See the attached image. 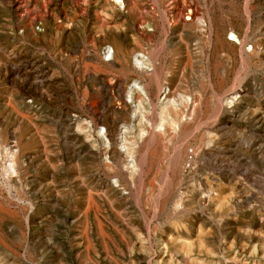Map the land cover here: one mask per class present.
Returning <instances> with one entry per match:
<instances>
[{"label":"rangeland","instance_id":"374dc122","mask_svg":"<svg viewBox=\"0 0 264 264\" xmlns=\"http://www.w3.org/2000/svg\"><path fill=\"white\" fill-rule=\"evenodd\" d=\"M0 264H264V0H0Z\"/></svg>","mask_w":264,"mask_h":264},{"label":"built area","instance_id":"2783aa9c","mask_svg":"<svg viewBox=\"0 0 264 264\" xmlns=\"http://www.w3.org/2000/svg\"><path fill=\"white\" fill-rule=\"evenodd\" d=\"M62 23V20H60ZM46 26L44 25L43 21H39L35 23L34 31L36 34H44L46 33Z\"/></svg>","mask_w":264,"mask_h":264},{"label":"bare ground","instance_id":"6f19581e","mask_svg":"<svg viewBox=\"0 0 264 264\" xmlns=\"http://www.w3.org/2000/svg\"><path fill=\"white\" fill-rule=\"evenodd\" d=\"M117 1H121V0H117ZM203 26H204V25H203ZM203 26H202V27H203ZM200 27H201V26H200ZM202 30H204V29H202ZM237 38H238V37H237ZM131 91H132V90H131ZM131 91H130V92H131ZM200 102H201V101H200ZM140 151H141V150H140ZM180 153H181V151H180ZM178 155H180V154H178ZM180 159H181V158H180ZM177 160H178V159H177ZM174 165H175V164H173V166H174ZM181 173H182V172H181ZM181 173H180V174H181ZM259 225H260V224H259ZM259 227H260V226H259ZM260 231H261V230H260ZM262 235H263V234H262ZM254 236H255V235H254ZM198 238H199V237H198ZM201 241H202V240H201ZM184 242H185V241H184ZM198 242H199V241H198ZM251 245H252V244H251ZM171 247H172V246H171ZM204 247H205V246H204ZM188 248H189V247H188ZM190 249H191V248H190ZM176 252H177V251H176ZM181 253H182V252H181ZM186 255H187V254H186ZM262 255H263V254H262ZM189 258H190V257H189ZM169 259H170V258H169Z\"/></svg>","mask_w":264,"mask_h":264}]
</instances>
